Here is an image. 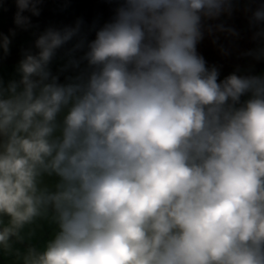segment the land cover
Here are the masks:
<instances>
[{
	"label": "clouds",
	"instance_id": "1",
	"mask_svg": "<svg viewBox=\"0 0 264 264\" xmlns=\"http://www.w3.org/2000/svg\"><path fill=\"white\" fill-rule=\"evenodd\" d=\"M15 3L16 26L33 28L43 0ZM233 11L119 0L102 26L36 34L18 78L0 79V252L13 264H264V74L221 79L197 50L239 35L216 22ZM249 25L257 47L243 55L259 61L264 3ZM15 34L0 33L4 55ZM42 220L55 229L38 245Z\"/></svg>",
	"mask_w": 264,
	"mask_h": 264
},
{
	"label": "rangeland",
	"instance_id": "2",
	"mask_svg": "<svg viewBox=\"0 0 264 264\" xmlns=\"http://www.w3.org/2000/svg\"><path fill=\"white\" fill-rule=\"evenodd\" d=\"M107 1L114 9L119 6L117 0ZM256 7H258L257 0H234L232 16H222L220 21L216 22H223L226 26L235 28L239 35L230 37L222 33H215L212 36L206 34L204 40L197 46L198 53L205 58L208 65H216L220 69L221 79L237 68L240 69L239 74H264V66H260L264 59L257 61L250 56L243 55L257 47L256 42L252 40L255 29L249 25L251 10H255ZM214 39L216 43H213Z\"/></svg>",
	"mask_w": 264,
	"mask_h": 264
},
{
	"label": "trees",
	"instance_id": "3",
	"mask_svg": "<svg viewBox=\"0 0 264 264\" xmlns=\"http://www.w3.org/2000/svg\"><path fill=\"white\" fill-rule=\"evenodd\" d=\"M117 1L119 2V0ZM262 3H264V0H257V6ZM40 8L41 14L38 17H31L34 27L25 31L18 28L14 22L17 11L15 0H4L2 17L10 22L11 28H18L24 33L19 37L32 34L34 39L28 45L21 39H16L17 43L18 41H22V44L25 46L22 48L18 46L10 54L0 55V60H3L1 63H18L22 58L23 51L33 47L36 34L49 26L62 27L72 25L77 19H82L85 30H87L93 23L97 27L102 26L103 23L108 22L115 14V9L107 0H43ZM24 14L30 15L27 12ZM91 38H94V32L89 34V39ZM59 63H62V61H59ZM260 66H264V60H262Z\"/></svg>",
	"mask_w": 264,
	"mask_h": 264
},
{
	"label": "crops",
	"instance_id": "4",
	"mask_svg": "<svg viewBox=\"0 0 264 264\" xmlns=\"http://www.w3.org/2000/svg\"><path fill=\"white\" fill-rule=\"evenodd\" d=\"M3 8H0V33H3L5 35H9L10 29L15 30V36L12 37V43L10 45V51L8 54L13 52L18 46L19 48L24 47L25 45L22 44L23 42H26V45L30 44L34 37L32 34L25 35L22 37H19L21 34H24L20 29L18 28H11L9 25V21L2 17ZM16 39H21L22 41H18ZM0 55H4L2 51H0ZM3 60H0V79H2L5 83L13 78H18L16 73V67L18 63L15 64H6L1 63ZM59 63V61L57 62ZM55 69V65H54ZM35 228V236L32 240V243L42 245L47 239L51 238L55 225L51 224L48 221L42 220L38 221L36 225L33 226ZM20 247H23L22 245ZM14 258L12 256L5 255L4 253L0 252V264H13Z\"/></svg>",
	"mask_w": 264,
	"mask_h": 264
}]
</instances>
